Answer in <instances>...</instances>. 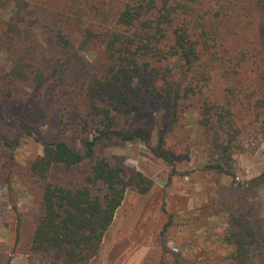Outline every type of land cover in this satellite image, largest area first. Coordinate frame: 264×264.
I'll return each instance as SVG.
<instances>
[{"label": "trees", "instance_id": "obj_1", "mask_svg": "<svg viewBox=\"0 0 264 264\" xmlns=\"http://www.w3.org/2000/svg\"><path fill=\"white\" fill-rule=\"evenodd\" d=\"M62 1L65 16L55 25L52 8L59 0H0V9L10 12L2 25L8 62L0 69V104L7 105L20 85L30 87L34 95L51 88L55 99L63 98L67 66L81 48H95L101 56L99 72L82 83L91 122L75 133L81 151L58 135L38 137L42 153L25 168L41 207L29 249L43 258L57 255L60 264H88L98 257L126 193L146 195L153 187L152 179L141 171L97 156L102 140L143 142L175 173L170 151L150 146L144 131L154 124L151 115L156 111L163 116L159 133L172 131L182 104L203 94L198 124L215 160L203 169L235 177L232 156L241 149L236 143L240 133L236 117L243 119L264 107V0H249L247 7L241 0H215L206 9L205 0ZM69 24L80 36V46L71 54ZM248 34L255 37L249 46L236 48L232 57L224 55ZM216 69L229 84L223 96L212 101L206 90L211 92L207 84ZM248 70L251 76L245 78ZM143 99L151 107L145 114ZM117 116L130 120L129 126H117ZM132 122L138 127L132 128ZM22 127L23 136H31L28 127ZM16 142L4 136L0 126V146L10 159ZM86 161L88 172L74 185L51 180L55 168L69 172ZM0 165L4 172L9 162ZM252 183L264 185V174ZM220 205L226 217L222 240L233 247L229 264L264 258L263 218L240 198H225Z\"/></svg>", "mask_w": 264, "mask_h": 264}, {"label": "rangeland", "instance_id": "obj_2", "mask_svg": "<svg viewBox=\"0 0 264 264\" xmlns=\"http://www.w3.org/2000/svg\"><path fill=\"white\" fill-rule=\"evenodd\" d=\"M214 1L205 0L204 9L210 7ZM241 1H245L246 7L250 3L249 0ZM58 4L52 8L55 25L61 21V16H65L64 8L60 7L63 6V1L59 0ZM9 14V9H0V69L5 68L8 62L1 36L4 30L2 25ZM88 19L86 16L82 18L85 22ZM94 23L99 25V20L95 19ZM68 27L67 31L71 33L74 44L67 52L71 54L78 45L80 46V36L74 31L75 26L69 24ZM254 39V35H246L235 46L227 48L228 53L224 55L232 57L236 48L249 46L251 44L249 42ZM100 65L101 56L97 49L81 48L77 59L72 60L67 66L65 79L67 93L63 98L55 99L51 88L42 95H34L30 87L20 85L7 105L0 104L2 133L12 142L15 139L17 141L12 149L11 159L7 150L0 146V164L4 160L9 162V166L4 169L5 173L0 165V264H60L57 255L43 258L40 253L29 249L30 238L41 207L36 186L25 168L32 159L42 153V146L35 140L38 137L48 139L58 135L76 151H81L82 147L75 133L81 131L85 122L89 124L91 122L87 115L88 100L82 95L84 91L81 90L82 83L91 73L99 72ZM243 76L250 78L249 70L245 71ZM228 84L229 82L216 69L207 84L212 93L205 89L206 94L215 101L223 96ZM202 99L203 94L187 99L176 114L177 121L173 130L167 134L161 135L158 131L162 128L163 117L159 111L152 113L154 124L144 131L149 138L150 146L170 151L175 173L171 172L170 164L152 153L140 141L122 142L112 138L102 140L96 148L97 156L105 157L112 164L123 163L135 168L153 181V187L146 195L128 191L120 210L123 212L118 214V223H122L120 228L122 233H125L129 231L130 219L131 221L132 217L137 219L138 207H146V212L148 207H155L151 212H147L146 216H149V221L152 222L150 230H154L151 238L153 253L147 258L146 264H162V260L165 259L163 249L167 243L177 249L179 244L184 242L192 246L190 243L193 242L195 234L201 239L203 250L210 246L214 247L211 254L210 252L208 255L202 254L200 264H229L228 256L233 247L227 246L222 240L226 229V217L220 200L225 198H240L252 213L257 212L263 218L264 229V185L256 187L252 183L255 178L264 174V107L243 119L238 120L236 117L237 127L240 129L236 143L241 149L232 156V172L235 175L233 178L203 169L205 165L214 163L215 160L211 158L204 130L198 124ZM141 102L142 112L145 114L151 107L147 100L143 99ZM167 114L170 112L167 111ZM117 117V126H129L130 120L123 116ZM166 121L170 122V116ZM20 124L21 127L23 125L28 127L32 132L31 136H23L25 129L21 128ZM137 125V122H132L131 127L136 128ZM141 126L144 127L142 124ZM89 134L91 136L93 133ZM161 139L164 143L160 141ZM89 165L90 163L86 161L69 172L55 168L50 178L60 184L74 185L88 172ZM131 205L135 209L125 212L124 209H130ZM122 218L126 219V223H123ZM109 234L110 232L106 236L104 253L101 256L99 254V258L96 257L94 264H115L114 254L108 249L113 245ZM197 250L199 251L198 247ZM122 258L124 260L126 258L125 263L129 264L130 257ZM252 264H264V258L255 259Z\"/></svg>", "mask_w": 264, "mask_h": 264}, {"label": "crops", "instance_id": "obj_3", "mask_svg": "<svg viewBox=\"0 0 264 264\" xmlns=\"http://www.w3.org/2000/svg\"><path fill=\"white\" fill-rule=\"evenodd\" d=\"M123 202L117 209L114 220L104 235L99 256L104 253L106 236L110 232L109 239L112 241L113 245L108 249L110 253L112 250V254H114V259H116L115 264H127L125 263L126 258L124 260L122 257H130L129 264H146L147 258L153 253V239L151 241V238L154 231L152 229L150 230V224H152V222L149 221V216H146L148 215L149 211L151 212V210H153L155 207H148V213L146 212V207H138V209H136V213L138 212L137 219L132 217V221L130 219L128 223L129 231L122 233V229L120 228V226H122V223H118V214L119 212H123L120 211L122 210L121 208H123ZM136 204L138 205V201L136 202ZM134 209L135 208L132 206L130 207V209H124V211L131 212L130 210L133 211ZM122 220H124L123 223L126 221V219L123 218ZM175 241L177 240L175 239ZM190 244L192 246H188L187 242L179 244L178 249L176 248L177 253H174L167 247H165L163 249L165 259L164 261L162 260V264H200L203 257L202 254L204 253L208 255L209 252L211 254V251L214 249V247L210 246L209 248L203 250L201 239L196 234L194 236L193 242H191ZM197 247L199 248V251L197 250ZM96 259L97 258L91 260L89 264H94Z\"/></svg>", "mask_w": 264, "mask_h": 264}, {"label": "built area", "instance_id": "obj_4", "mask_svg": "<svg viewBox=\"0 0 264 264\" xmlns=\"http://www.w3.org/2000/svg\"><path fill=\"white\" fill-rule=\"evenodd\" d=\"M166 247H167L170 251H172V252H174V253H177V249L174 248L170 243H167Z\"/></svg>", "mask_w": 264, "mask_h": 264}]
</instances>
